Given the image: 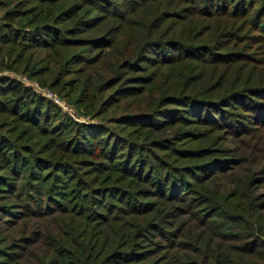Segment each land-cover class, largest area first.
Returning <instances> with one entry per match:
<instances>
[{
    "label": "trees",
    "instance_id": "trees-1",
    "mask_svg": "<svg viewBox=\"0 0 264 264\" xmlns=\"http://www.w3.org/2000/svg\"><path fill=\"white\" fill-rule=\"evenodd\" d=\"M0 9V264H264V0Z\"/></svg>",
    "mask_w": 264,
    "mask_h": 264
},
{
    "label": "rangeland",
    "instance_id": "rangeland-1",
    "mask_svg": "<svg viewBox=\"0 0 264 264\" xmlns=\"http://www.w3.org/2000/svg\"><path fill=\"white\" fill-rule=\"evenodd\" d=\"M1 73L15 77L16 79L20 80L24 85L31 87L32 90L36 93L49 99V101H51L58 108V110L67 118L73 119L78 123L85 125L100 124V122H102V119L94 117L89 113H86L85 109L78 107V105L73 100H71L69 96H65L64 93L58 92L57 89L40 85L36 79L30 78L25 72L17 70H2ZM48 93H51L52 97L48 96ZM241 112L244 113L243 110H241ZM234 145V143L229 142L226 146L229 147V149H234L236 147V145ZM261 191H264L263 187L261 188Z\"/></svg>",
    "mask_w": 264,
    "mask_h": 264
},
{
    "label": "built area",
    "instance_id": "built-area-1",
    "mask_svg": "<svg viewBox=\"0 0 264 264\" xmlns=\"http://www.w3.org/2000/svg\"><path fill=\"white\" fill-rule=\"evenodd\" d=\"M48 96L52 97V96H51V93H48Z\"/></svg>",
    "mask_w": 264,
    "mask_h": 264
}]
</instances>
